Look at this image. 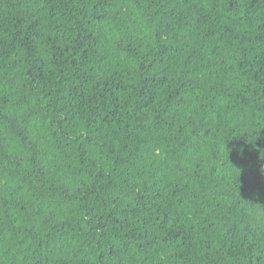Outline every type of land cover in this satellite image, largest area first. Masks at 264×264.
<instances>
[{"label":"trees","instance_id":"trees-1","mask_svg":"<svg viewBox=\"0 0 264 264\" xmlns=\"http://www.w3.org/2000/svg\"><path fill=\"white\" fill-rule=\"evenodd\" d=\"M0 264H264V0H0Z\"/></svg>","mask_w":264,"mask_h":264}]
</instances>
